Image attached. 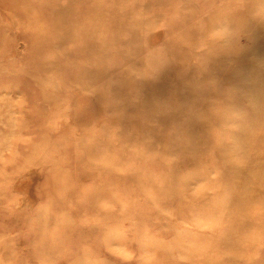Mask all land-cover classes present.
Here are the masks:
<instances>
[{"label": "rangeland", "instance_id": "374dc122", "mask_svg": "<svg viewBox=\"0 0 264 264\" xmlns=\"http://www.w3.org/2000/svg\"><path fill=\"white\" fill-rule=\"evenodd\" d=\"M0 264H264V0H0Z\"/></svg>", "mask_w": 264, "mask_h": 264}, {"label": "bare ground", "instance_id": "6f19581e", "mask_svg": "<svg viewBox=\"0 0 264 264\" xmlns=\"http://www.w3.org/2000/svg\"><path fill=\"white\" fill-rule=\"evenodd\" d=\"M33 5H35V4H33ZM49 7V5L48 4H41V5H39L38 6V8H36L37 10H35L40 16H45L47 19H51L49 16H47V15H44L45 14V12H46V9ZM49 9V8H48ZM122 17V16H121ZM48 28V27H47ZM43 29V28H42ZM38 30V31H35V35H36V37H38L37 39H35V44H39V43H43V42H45V40H44V33H43V30ZM140 29V28H139ZM133 28H131V30H130V32L132 33L133 32ZM115 32H118V31H115ZM129 31H127V33H130ZM126 33V31H122V32H120L119 34V36H120V38L119 39H123V36H124V34ZM129 36H131V37H128V39H129V41L130 42H133V41H135V38H132L133 37V35L132 34H129ZM50 43H52L53 44V41H51ZM48 45V44H47ZM106 46H108V45H106ZM96 48L97 47H93L91 50H89L87 53H83V51H85L86 50V45H85V48L84 49H82L81 51H80V53L82 54L81 55V60H80V62H78V63H82L81 65H83V66H85V67H83L82 68V72L81 73H83V72H87L88 73V75H90V74H92V73H94V70H97V71H99V73H102V71H103V69H102V65H99V61L98 60H96V59H99L97 56L98 55H100V56H103V57H105V50H107V48L104 46L103 48L102 47H99L98 48V52H94V53H92V52H90V51H94V50H96ZM80 49H78V51H79ZM88 50V49H87ZM100 53H103V54H100ZM64 55H62V56H60V58H62ZM46 57V56H45ZM112 57H114V55H112ZM101 64V63H100ZM81 65H80V67H81ZM84 73V74H85ZM83 74V75H84ZM262 156V155H261ZM240 193V192H239ZM239 193H237V194H239ZM242 195H243V193H242ZM244 196V195H243ZM248 213V212H247ZM251 244V243H250Z\"/></svg>", "mask_w": 264, "mask_h": 264}]
</instances>
